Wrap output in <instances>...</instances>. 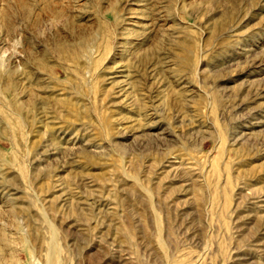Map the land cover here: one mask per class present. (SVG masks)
<instances>
[{"label":"rangeland","instance_id":"obj_1","mask_svg":"<svg viewBox=\"0 0 264 264\" xmlns=\"http://www.w3.org/2000/svg\"><path fill=\"white\" fill-rule=\"evenodd\" d=\"M263 195L264 0H0V264H264Z\"/></svg>","mask_w":264,"mask_h":264},{"label":"bare ground","instance_id":"obj_2","mask_svg":"<svg viewBox=\"0 0 264 264\" xmlns=\"http://www.w3.org/2000/svg\"><path fill=\"white\" fill-rule=\"evenodd\" d=\"M62 14L59 13L58 17H61ZM72 33V32H71ZM75 35V34H74ZM92 34L89 31H84V33H80L78 34V36L76 37L75 42L79 44L81 43H85L87 40L92 39ZM73 37V36H72ZM94 38V37H93ZM74 40V38H73ZM91 41V40H90ZM74 41L70 43H66V42H58L56 43V47L59 51H64V50H69L71 49V47L73 46V44H76ZM77 45V44H76ZM80 47V45H79ZM82 52V51H81ZM264 196V195H263ZM263 200V199H262ZM57 259V247L56 244H54L51 249H49V252L47 254V264H55Z\"/></svg>","mask_w":264,"mask_h":264}]
</instances>
